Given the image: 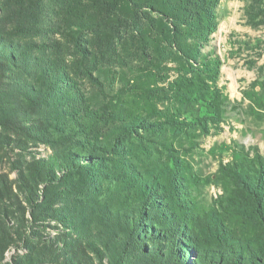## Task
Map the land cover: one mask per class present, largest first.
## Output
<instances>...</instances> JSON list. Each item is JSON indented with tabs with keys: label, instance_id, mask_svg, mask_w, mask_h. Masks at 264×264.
I'll use <instances>...</instances> for the list:
<instances>
[{
	"label": "rangeland",
	"instance_id": "1",
	"mask_svg": "<svg viewBox=\"0 0 264 264\" xmlns=\"http://www.w3.org/2000/svg\"><path fill=\"white\" fill-rule=\"evenodd\" d=\"M132 1L0 0V264H264V0Z\"/></svg>",
	"mask_w": 264,
	"mask_h": 264
},
{
	"label": "trees",
	"instance_id": "2",
	"mask_svg": "<svg viewBox=\"0 0 264 264\" xmlns=\"http://www.w3.org/2000/svg\"><path fill=\"white\" fill-rule=\"evenodd\" d=\"M125 4L128 5L132 0H125ZM157 2V1H156ZM161 4V1H158V4ZM204 3H209V0H173V4L170 5L172 9L177 10H185L187 11V7H179V4H192L194 7H199V9L204 14L200 16L196 20L202 24L203 27L206 26V21L209 18V10L207 5ZM155 8V7H154ZM164 8H167L164 6ZM156 12L163 14L160 7L155 8ZM165 12V11H164ZM177 19V17L174 16ZM242 151L244 152V158L248 159L245 163L238 162L233 163L232 167V178L234 180V184L239 187H243L248 190L249 194H251L252 202L254 203V207L261 218H264V175L263 166L259 161V158L253 160L251 158L246 157V152L244 147H241ZM261 169H257L260 167ZM263 191V192H262ZM263 221V219H260ZM264 222V221H263ZM10 230L9 227L6 225V218L4 216H0V262L4 258V251L8 246V240L10 239Z\"/></svg>",
	"mask_w": 264,
	"mask_h": 264
}]
</instances>
